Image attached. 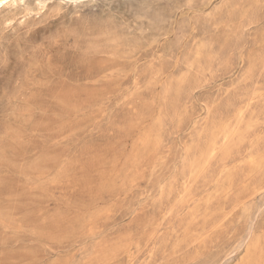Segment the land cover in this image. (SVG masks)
<instances>
[{
	"label": "rangeland",
	"instance_id": "1",
	"mask_svg": "<svg viewBox=\"0 0 264 264\" xmlns=\"http://www.w3.org/2000/svg\"><path fill=\"white\" fill-rule=\"evenodd\" d=\"M0 264H264V0L0 7Z\"/></svg>",
	"mask_w": 264,
	"mask_h": 264
},
{
	"label": "bare ground",
	"instance_id": "2",
	"mask_svg": "<svg viewBox=\"0 0 264 264\" xmlns=\"http://www.w3.org/2000/svg\"><path fill=\"white\" fill-rule=\"evenodd\" d=\"M8 0H0V7L4 6Z\"/></svg>",
	"mask_w": 264,
	"mask_h": 264
}]
</instances>
